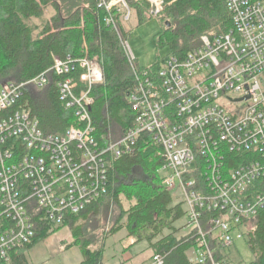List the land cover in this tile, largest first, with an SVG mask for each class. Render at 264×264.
<instances>
[{
	"label": "built area",
	"instance_id": "2783aa9c",
	"mask_svg": "<svg viewBox=\"0 0 264 264\" xmlns=\"http://www.w3.org/2000/svg\"><path fill=\"white\" fill-rule=\"evenodd\" d=\"M149 2L155 14L162 10ZM225 4L231 29L203 37L183 58L170 55L153 75L135 64L120 34L119 24L127 30L133 18L128 0H97L137 82L129 98L134 126L116 142L95 137L94 89L105 80L97 59L66 56L28 82L0 79V261L31 244L42 224L63 226L106 196L113 163L150 136L166 190L182 196L192 261L229 264L217 251L242 241V224L264 209V0ZM78 67L86 85L79 95ZM58 78L60 101L77 124L46 135L21 100L29 87L44 90ZM164 261L159 254L146 264Z\"/></svg>",
	"mask_w": 264,
	"mask_h": 264
},
{
	"label": "trees",
	"instance_id": "16d2710c",
	"mask_svg": "<svg viewBox=\"0 0 264 264\" xmlns=\"http://www.w3.org/2000/svg\"><path fill=\"white\" fill-rule=\"evenodd\" d=\"M128 5L137 25L152 17L162 22L158 47L169 49L170 55L180 58L200 47L203 37L219 35L233 26L225 0H162L158 14L153 13L147 0H128ZM106 17L97 0H0V79L28 82L51 68L56 59L66 56L76 62L86 56L97 59L105 80L94 89L96 101L91 114L95 137L101 142H116L134 126L129 98L137 82L121 40L106 24ZM119 31L126 40V28L119 24ZM163 61L158 59L145 70L156 75ZM82 73L78 67L72 75L78 84V95L86 89L80 81ZM61 80H54L44 90L29 87L21 100L46 135H62L77 124L75 110L66 109L60 101L57 82ZM160 151L152 137H141L132 154L111 166L108 194L81 215L67 218L63 227L67 226L74 238L68 247L81 248V264H104L107 239L123 229L135 239L128 249L146 243L148 247L141 254L150 252V260L162 254L164 264H196L192 261L195 244L191 236H177L179 229L175 224L186 216V211L183 202H175L164 186L159 173L163 164ZM108 221L111 227L107 232ZM63 227L42 224L31 244L15 250L7 262L0 264H29V251ZM241 230L242 241L254 258L250 264H264V209L245 221ZM232 249L217 251V259L241 264L231 259Z\"/></svg>",
	"mask_w": 264,
	"mask_h": 264
},
{
	"label": "rangeland",
	"instance_id": "374dc122",
	"mask_svg": "<svg viewBox=\"0 0 264 264\" xmlns=\"http://www.w3.org/2000/svg\"><path fill=\"white\" fill-rule=\"evenodd\" d=\"M149 2V0H147ZM158 2L162 7V0H152ZM135 14H133V18L131 23L127 26L128 37L126 42L128 43L130 50L136 58L135 64L138 65L141 69H147L156 64L158 59L166 60L171 52L169 49L163 48L159 49L157 44V36L161 33L163 29L162 22L157 17H152L145 23L141 25H137L135 23ZM225 30L221 31L225 32ZM33 89V87H32ZM36 89V88H35ZM172 197L175 202H182V196L178 190H172ZM112 211V216L114 215V209ZM99 219H96L95 224L99 222ZM126 221H124L125 223ZM111 223V222H110ZM108 221L107 224V232L110 229L111 224ZM100 224L103 225V221L100 220ZM90 226H93L90 225ZM176 228L179 229L178 237L188 236L192 231L191 227L188 225V220L186 216L175 224ZM61 227V226H60ZM63 227V226H62ZM66 229L67 237L63 238V231ZM101 231V230H99ZM100 234V232H98ZM166 234H169L167 231ZM126 229L121 230L117 233L116 237L112 240H122L125 246H128L129 242H126ZM64 241V242H63ZM121 241V242H122ZM133 241L135 239L133 238ZM74 238L72 236L71 230L65 226L63 229L59 230L55 235H51L47 240L41 241L35 247H33L29 253L27 254V261L29 264H81L84 261V255L82 253L81 248L78 245H73V247H68L73 244ZM148 245L146 243H141L135 245L131 249L133 253L135 251L141 252L144 251ZM117 257L122 254L117 250ZM122 251V250H121ZM113 255L112 248L108 243V247L106 248L105 256H104V264L110 263L112 260L111 257ZM152 254L142 253L141 256L135 260L136 264H144L148 262L151 258ZM111 259V260H110ZM231 259L235 262L241 264H250L254 258L252 253L249 250V247L244 241H237L235 246L232 249ZM110 264H118L117 260H112Z\"/></svg>",
	"mask_w": 264,
	"mask_h": 264
},
{
	"label": "crops",
	"instance_id": "0c3cea01",
	"mask_svg": "<svg viewBox=\"0 0 264 264\" xmlns=\"http://www.w3.org/2000/svg\"><path fill=\"white\" fill-rule=\"evenodd\" d=\"M63 233H64L63 234V238L66 239V237H67L66 229H64ZM116 235H113V236L109 237L107 239V241H106V244H105V250L108 247V243L110 244V246L112 248L113 255H112L111 259L112 260H117L118 264H121V263H124V264H136L135 260H137L141 256V249H139L138 252L135 251L134 253H133L132 249H128L135 242V241H133L132 237H128V232H127V235H126V238H125L126 242H129L128 244H130L128 246L124 245V243L122 241L123 239L120 240V241L117 240V239L112 240V239H114L116 237ZM117 250H120L119 252L122 253L118 257H117L118 254L116 253V252H118ZM111 261H110V263H111ZM110 263H108V264H110Z\"/></svg>",
	"mask_w": 264,
	"mask_h": 264
},
{
	"label": "water",
	"instance_id": "95a60500",
	"mask_svg": "<svg viewBox=\"0 0 264 264\" xmlns=\"http://www.w3.org/2000/svg\"><path fill=\"white\" fill-rule=\"evenodd\" d=\"M153 13H154V14L156 13V7H155V6H153ZM167 25H168V27L171 26L169 23H168Z\"/></svg>",
	"mask_w": 264,
	"mask_h": 264
}]
</instances>
